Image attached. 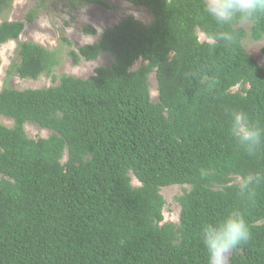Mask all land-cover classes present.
<instances>
[{
	"label": "trees",
	"instance_id": "16d2710c",
	"mask_svg": "<svg viewBox=\"0 0 264 264\" xmlns=\"http://www.w3.org/2000/svg\"><path fill=\"white\" fill-rule=\"evenodd\" d=\"M125 1L153 20L129 15L77 49L62 38L74 64L108 53L111 66L87 78L63 74L55 86L0 90V117L13 120H0V264H208L202 226L228 213L242 215L251 233L231 264H264V183L247 198L235 182L264 173V144L249 155L228 135L230 111L264 128V67L244 46L247 30L234 23L236 42L213 48L211 35L224 29L204 11L207 0ZM11 3L0 0V19ZM38 10L1 20L0 48ZM250 37L264 38V18L251 22ZM17 54L8 78L56 79L57 50L27 40ZM27 123L51 135L31 138ZM171 185L190 186L178 196V224L163 222L161 190Z\"/></svg>",
	"mask_w": 264,
	"mask_h": 264
},
{
	"label": "rangeland",
	"instance_id": "374dc122",
	"mask_svg": "<svg viewBox=\"0 0 264 264\" xmlns=\"http://www.w3.org/2000/svg\"><path fill=\"white\" fill-rule=\"evenodd\" d=\"M109 7L97 4L84 2L79 5V0H12L6 13L2 19L9 20H25L26 15L34 8L38 7L35 20L32 23L26 24L24 31L18 40H12L0 48V90L6 84L14 89L24 90L28 88H44L55 86L58 84V78L63 74H70L77 77L87 78L95 73V70L100 66H111L113 57L108 53H102L94 61L83 60L79 64H74L67 52L69 46L62 41L63 37H67L72 42V47L77 49L85 44H92L98 41L102 33L112 25L116 24L123 18L132 15L133 12L138 13L136 17L142 22L149 24L153 20V16L145 7L134 6L125 0H102ZM247 30V36L243 43L248 52L264 67V38L261 40H253L250 37L251 22L241 24ZM92 26L96 29H102L98 36V29L96 35H87L83 31V27ZM201 41L207 40L206 37L199 33ZM35 41L49 49L57 50L61 54V63L54 69L52 76L43 75L38 79H25L18 75L8 78V70L13 61L18 59L17 46L23 41ZM142 64V61H137L132 69H137ZM150 92L152 100L158 101V82L155 73L149 75ZM240 87L233 88L234 91L239 90ZM1 122L11 127L13 120L1 116ZM26 132L31 138H48L51 131L42 128L36 124L27 123L25 126ZM65 155L63 161L67 160ZM241 177H237L235 182L240 183ZM134 185H140L139 181L132 177ZM185 189H190L189 185H171L162 188L161 192L166 200L164 207V221L179 223L180 205L178 196H180ZM241 250H231L226 254V264H231L233 255L240 254Z\"/></svg>",
	"mask_w": 264,
	"mask_h": 264
},
{
	"label": "clouds",
	"instance_id": "9594fccd",
	"mask_svg": "<svg viewBox=\"0 0 264 264\" xmlns=\"http://www.w3.org/2000/svg\"><path fill=\"white\" fill-rule=\"evenodd\" d=\"M204 11L210 16L221 31L212 34L210 47L218 42L232 46L236 34L231 30L234 23L246 24L264 18V0H207ZM133 17L139 14L133 12ZM98 29V36L102 29ZM228 135L249 155L254 154L264 144V128L250 121L241 111L228 113ZM264 183V173L246 176L238 185L241 196H254V187ZM202 242L207 251L208 264H226V254L237 246L246 243L251 237L250 229L239 213H228L220 220L206 223L201 230Z\"/></svg>",
	"mask_w": 264,
	"mask_h": 264
}]
</instances>
